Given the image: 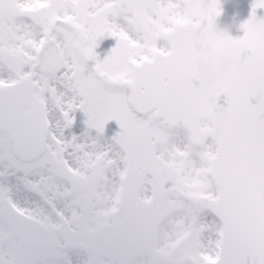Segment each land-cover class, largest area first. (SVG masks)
Wrapping results in <instances>:
<instances>
[{"label": "snow or ice", "instance_id": "6c2138e0", "mask_svg": "<svg viewBox=\"0 0 264 264\" xmlns=\"http://www.w3.org/2000/svg\"><path fill=\"white\" fill-rule=\"evenodd\" d=\"M257 9L221 42L251 66L221 105L207 53L174 39L219 0H0V264H264Z\"/></svg>", "mask_w": 264, "mask_h": 264}, {"label": "clouds", "instance_id": "9594fccd", "mask_svg": "<svg viewBox=\"0 0 264 264\" xmlns=\"http://www.w3.org/2000/svg\"><path fill=\"white\" fill-rule=\"evenodd\" d=\"M219 16L181 27L175 33L174 39L179 46L189 47L197 53H207L210 63L217 72L215 91L224 95L234 93L247 81L251 66L240 57L230 54L222 46L221 42L231 36V26H222L218 21ZM114 103L113 96L100 94L95 101L94 111L102 115L111 110Z\"/></svg>", "mask_w": 264, "mask_h": 264}, {"label": "rangeland", "instance_id": "374dc122", "mask_svg": "<svg viewBox=\"0 0 264 264\" xmlns=\"http://www.w3.org/2000/svg\"><path fill=\"white\" fill-rule=\"evenodd\" d=\"M99 43H100V40H98V47L95 49V51L98 54L99 58L101 59L103 57L101 56V54L99 53V50H98L99 49ZM105 48L106 49L112 48L111 39L108 37H106ZM103 55H104V53H103ZM89 63L92 64L94 62H89ZM73 115H74V123H73L72 127L70 129L65 130V136H67L69 138L72 135H77V136L82 135L87 128V125L84 124L87 117L85 116L83 111L81 112L80 110H77ZM90 131H91L92 135L96 134L94 129H92ZM120 131H121V129H120L118 123L115 120H111L105 125V131L103 133V137L106 140H111L112 137H114Z\"/></svg>", "mask_w": 264, "mask_h": 264}, {"label": "water", "instance_id": "95a60500", "mask_svg": "<svg viewBox=\"0 0 264 264\" xmlns=\"http://www.w3.org/2000/svg\"><path fill=\"white\" fill-rule=\"evenodd\" d=\"M220 1L221 0H219V2ZM226 1H229V0H226ZM230 1L236 2L238 0H230ZM238 4L240 6H243L244 8L246 7V1L245 0H239ZM220 5H221V8H225V6L222 5V3H220ZM230 12H231V14L235 15L237 12V9L234 6H232ZM230 26H231L230 35L232 37L238 38L240 36H243V34H244L243 29L240 26H238L235 22H233ZM225 101H226V99H219L218 103H220L221 105H224Z\"/></svg>", "mask_w": 264, "mask_h": 264}]
</instances>
